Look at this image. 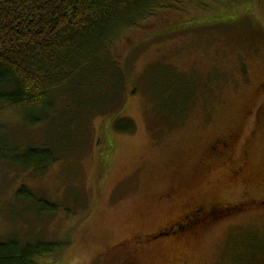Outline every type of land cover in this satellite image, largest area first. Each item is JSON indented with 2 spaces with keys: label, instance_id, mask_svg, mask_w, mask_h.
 Instances as JSON below:
<instances>
[{
  "label": "rangeland",
  "instance_id": "rangeland-1",
  "mask_svg": "<svg viewBox=\"0 0 264 264\" xmlns=\"http://www.w3.org/2000/svg\"><path fill=\"white\" fill-rule=\"evenodd\" d=\"M243 14H201L137 38L126 49V103L110 120L100 91L62 97L34 126L0 107V140L20 152L48 145L57 159L25 168L3 159L18 153L0 144V241L65 244L38 264H126L135 254L139 264H264L255 253L264 250V208L252 209L249 184L232 176L239 168L246 180L264 179V121L253 120L263 99L264 0ZM124 118L133 132L116 130ZM210 204L221 213L185 241L139 250L127 242ZM248 231L261 241L238 242Z\"/></svg>",
  "mask_w": 264,
  "mask_h": 264
},
{
  "label": "trees",
  "instance_id": "trees-1",
  "mask_svg": "<svg viewBox=\"0 0 264 264\" xmlns=\"http://www.w3.org/2000/svg\"><path fill=\"white\" fill-rule=\"evenodd\" d=\"M256 1L0 0V107L34 126L61 107L62 97L88 98L100 91L107 95L100 102L107 106L110 120L126 103V49L137 38L165 25L181 26L201 14L217 17L244 10L243 16H250ZM115 128L133 132L135 124L124 118ZM0 144L10 155L18 153L3 159L25 168L35 163L38 170H46L57 162L48 145L20 152L21 147L11 146L7 139ZM29 191L21 187L19 194ZM255 233L261 235L248 231L238 242L261 241ZM64 247V243L0 241V264H38ZM255 253L264 257V250Z\"/></svg>",
  "mask_w": 264,
  "mask_h": 264
},
{
  "label": "flooded vegetation",
  "instance_id": "flooded-vegetation-1",
  "mask_svg": "<svg viewBox=\"0 0 264 264\" xmlns=\"http://www.w3.org/2000/svg\"><path fill=\"white\" fill-rule=\"evenodd\" d=\"M256 93L260 94L262 102L260 104V112L253 116L254 122L259 118L260 122L264 121V81H262L256 88ZM259 114V116H258ZM229 140H221L218 141L208 148L207 158H213L215 156L220 155L221 151L226 150L228 147ZM232 176L235 179L240 180L243 183H248L250 186V191L252 190V195L250 196L248 202L251 203L250 206H261L264 208V179L263 180H246L245 174L243 170H239V168L233 169ZM261 189L263 192L261 195L256 196L254 190ZM254 194V195H253ZM242 205L237 206L236 208L229 209L227 211L239 210L241 209ZM244 206V204H243ZM249 206V207H250ZM248 207V208H249ZM223 209L222 211H225ZM221 211L216 207V205H196L194 208L180 214L176 219L170 222L168 220L163 225L159 226L158 228L154 229L153 231L144 233V234H137L135 235L132 240L127 241L131 243L130 245H136V249H142L148 246L154 245H163V244H170L171 242L180 243L182 241L187 240L189 237L197 234L198 230L206 226L209 222L208 219L214 218ZM212 220V219H211ZM193 224V226H190ZM196 228V229H195ZM125 245H128L127 243ZM130 247V246H128ZM127 247V248H128ZM136 249L131 247L127 249L126 252H136ZM138 257L135 255H130L128 260L125 261L126 264H139Z\"/></svg>",
  "mask_w": 264,
  "mask_h": 264
}]
</instances>
